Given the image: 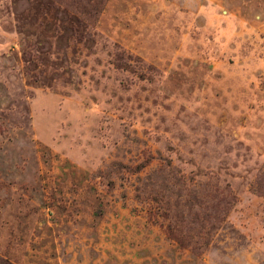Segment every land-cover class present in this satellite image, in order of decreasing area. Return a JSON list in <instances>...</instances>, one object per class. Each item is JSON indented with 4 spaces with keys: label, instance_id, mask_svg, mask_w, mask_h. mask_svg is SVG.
Here are the masks:
<instances>
[{
    "label": "rangeland",
    "instance_id": "1",
    "mask_svg": "<svg viewBox=\"0 0 264 264\" xmlns=\"http://www.w3.org/2000/svg\"><path fill=\"white\" fill-rule=\"evenodd\" d=\"M0 259L264 264V0H0Z\"/></svg>",
    "mask_w": 264,
    "mask_h": 264
},
{
    "label": "trees",
    "instance_id": "2",
    "mask_svg": "<svg viewBox=\"0 0 264 264\" xmlns=\"http://www.w3.org/2000/svg\"><path fill=\"white\" fill-rule=\"evenodd\" d=\"M0 264H9V263H7V262H5L4 260H1V259H0Z\"/></svg>",
    "mask_w": 264,
    "mask_h": 264
}]
</instances>
